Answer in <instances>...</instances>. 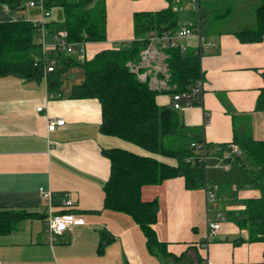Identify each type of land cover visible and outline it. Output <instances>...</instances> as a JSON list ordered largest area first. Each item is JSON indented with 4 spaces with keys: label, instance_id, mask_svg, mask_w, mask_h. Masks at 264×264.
I'll return each mask as SVG.
<instances>
[{
    "label": "crops",
    "instance_id": "1",
    "mask_svg": "<svg viewBox=\"0 0 264 264\" xmlns=\"http://www.w3.org/2000/svg\"><path fill=\"white\" fill-rule=\"evenodd\" d=\"M105 1L107 40L86 43L83 55L75 54L83 61L134 41L137 13L170 6L169 0ZM29 3L17 11L0 3V26L18 19H41L40 10ZM199 4L201 32L211 42L200 59L203 99L201 105L181 111L180 117L213 145L205 162V186L217 195V210L207 211L205 187L188 189L183 177L145 185L141 198L158 202L157 238L180 258L169 259V264H264V243L250 242L248 230L237 225L234 215L245 209L248 199L261 196L249 172L255 166L234 140L237 134L264 141V111L257 106L264 87V36L256 43L238 36L241 31L257 29L255 15L264 0H200ZM174 5L182 12V27L197 23L191 0ZM184 5L192 6L195 18L183 12ZM53 9L47 24H53L49 30L56 32L62 28L53 19ZM239 14L248 16L247 22L237 19ZM188 44L195 47L196 41ZM139 78L152 89H168L166 80L151 69H143ZM61 79L60 93L50 94L45 77L39 83L0 77V210L31 214L12 232L0 235V264H164L149 252L145 234L133 218L104 206L112 166L105 151L147 152L101 133L103 115L98 99L72 97L73 88L85 80L83 69L72 68ZM157 103L172 105V95H158ZM40 107L43 111L37 110ZM51 120L65 124L48 131ZM233 147L240 152L235 153ZM41 187L52 191L56 211L85 220L55 243L49 241L46 231L47 202L38 192ZM66 195L74 201L71 209L62 207ZM217 212L223 218L221 228L206 244L208 220H215ZM203 213L204 222L200 220ZM210 213H214L212 217Z\"/></svg>",
    "mask_w": 264,
    "mask_h": 264
},
{
    "label": "trees",
    "instance_id": "2",
    "mask_svg": "<svg viewBox=\"0 0 264 264\" xmlns=\"http://www.w3.org/2000/svg\"><path fill=\"white\" fill-rule=\"evenodd\" d=\"M26 1L30 2L0 0V3L17 11L23 8ZM189 1L169 0L168 9L137 13L134 17L135 40L120 49L102 50L89 61H83L75 54L56 53L57 67L46 75L48 91L58 94L63 75L75 67L83 69L85 80L73 88L72 97L98 99L103 115L101 133L120 138L147 152L141 155L119 148L105 151L112 166L104 190V206L133 218L145 234L149 252L164 264H169V259L178 261L180 258L171 254L166 243L157 238L154 226L159 205L156 200L143 201L141 190L145 185H160L178 177L185 179L188 189H199L206 185V169L205 163L200 161L202 152L192 147L193 143L204 142L203 137L183 123L181 112L173 105H158L157 96L167 94L173 97L177 93L191 91L198 81L204 80L201 56L193 46H189L185 52L179 48L162 51L167 71L160 73V76L168 85V89L162 91L152 89L147 81H141L131 64H138L142 60L141 53L150 45L152 32L162 36L164 32L183 28L179 17L180 7L176 8L174 4L183 5ZM45 7L49 11L54 7L63 9L64 22L59 29L68 32L70 43L107 40L105 0H45ZM255 16L257 29L241 31L238 36L243 41L256 43L263 39L264 5L256 11ZM51 25H48L49 29ZM186 27L194 28L195 25ZM36 31L30 20L18 19L1 24L0 77L43 80L44 64ZM257 106L259 111H264V87ZM234 141L240 144L243 155L253 162L254 170L249 172L261 191L260 197L246 201L244 210L234 212L235 221L239 227L248 230L250 242L264 243V141H255L247 136L240 138L237 134ZM207 147L210 153L213 145L208 144ZM166 159L176 161V164ZM30 216L25 211L0 210V235L12 232Z\"/></svg>",
    "mask_w": 264,
    "mask_h": 264
},
{
    "label": "built area",
    "instance_id": "3",
    "mask_svg": "<svg viewBox=\"0 0 264 264\" xmlns=\"http://www.w3.org/2000/svg\"><path fill=\"white\" fill-rule=\"evenodd\" d=\"M193 7L198 11L197 15V23L195 24L194 28L183 27L177 31L171 32H164L162 36L155 34L154 32L151 33L150 36V45L146 47L145 50L142 51L141 57L142 62H145L149 57H152L155 54L162 53V51L168 48H179L182 52H185L189 48L188 42L190 40L196 41V52L201 57L203 56L204 52L207 48L211 45V42L206 40V37L203 36L201 32V24L202 21L199 18V9H200V0H191ZM30 7L38 8L42 14V18L35 23V27L37 28V36L36 40L39 44L40 51H41V58L44 64V76L48 73L53 72L58 64L57 56L55 59H49L47 57L48 53H52L57 55L56 53H68V54H82L84 53L85 44H74L70 43L68 40V32L64 29L51 32L47 24V19L51 16L49 10H46L45 7V0H30L29 3ZM52 37L54 40L53 44H49V39ZM163 54V53H162ZM165 57V55L163 54ZM166 68V65H164ZM133 70V69H132ZM136 72L135 70H133ZM167 71V68H166ZM137 73V72H136ZM203 81L200 80L197 82L195 87L191 89V91L177 93L172 97V105L178 111H183L185 108L194 106V105H201L203 99ZM38 111H43V108L40 107L37 109ZM65 121L62 120H51L47 125L48 131H55L58 128L64 126ZM208 144L204 140V142L200 144L193 143L192 147L199 149L202 152V156L200 161L203 163L206 162L207 157L209 156L208 151ZM233 151L235 153H239L240 151L238 148L233 147ZM207 191V211L210 210H217L218 204V197L213 192V190L209 189L206 186ZM40 194L44 197L47 202L46 206V231L49 237V241L51 243H55L59 237H61L66 231L70 230L74 225H81L85 223L83 217L77 216L72 213H60L56 211L55 206L53 205V193L50 190H46L44 188H40ZM62 207L71 209L74 207V201L69 195L62 200ZM221 221H223L221 213L217 212V218L215 220H208V231L206 237V244L210 243L213 240L214 236L218 233L221 228ZM211 264V263H210Z\"/></svg>",
    "mask_w": 264,
    "mask_h": 264
},
{
    "label": "rangeland",
    "instance_id": "4",
    "mask_svg": "<svg viewBox=\"0 0 264 264\" xmlns=\"http://www.w3.org/2000/svg\"><path fill=\"white\" fill-rule=\"evenodd\" d=\"M191 7H190V5H184L183 6V8H184L183 12L185 14L188 13V15L194 17V10L191 9ZM181 15H182V12L179 11L180 20H181ZM194 18H193V20H194ZM53 19L55 20V22L59 26L62 25V23L64 22V12H63L62 8L55 7L53 9ZM237 19H245L244 21L247 22L248 16H242V15L239 14L237 16ZM39 20L40 19H33V20H30V21H32L35 24ZM210 22H212V19H210V17H209L208 18V23H210ZM53 43H54V40L52 38H50L49 39V44H53ZM121 47H122L121 45H117L116 49H120ZM47 57L49 59H55L56 56L54 54H52V53H48ZM164 59H165V57L163 56V54L158 52V54H155L152 57H149L145 62L140 61L138 64H131V68L133 70H135L140 75V77L142 75L143 69H145V70H150L151 69V70L155 71L156 74H158V73L164 74V73H166V68L162 65V61H164ZM75 68H79V67H75ZM83 72H84V70H83ZM84 74H85V72H84ZM163 85H165V84L163 83ZM205 188H206V186H205ZM210 214H211V217H212V214H214V213H210ZM201 218H202L203 222L206 220L205 213L200 215V220H201Z\"/></svg>",
    "mask_w": 264,
    "mask_h": 264
},
{
    "label": "water",
    "instance_id": "5",
    "mask_svg": "<svg viewBox=\"0 0 264 264\" xmlns=\"http://www.w3.org/2000/svg\"><path fill=\"white\" fill-rule=\"evenodd\" d=\"M35 82L39 83V80L37 79V80H35Z\"/></svg>",
    "mask_w": 264,
    "mask_h": 264
},
{
    "label": "bare ground",
    "instance_id": "6",
    "mask_svg": "<svg viewBox=\"0 0 264 264\" xmlns=\"http://www.w3.org/2000/svg\"><path fill=\"white\" fill-rule=\"evenodd\" d=\"M69 38V37H68Z\"/></svg>",
    "mask_w": 264,
    "mask_h": 264
}]
</instances>
